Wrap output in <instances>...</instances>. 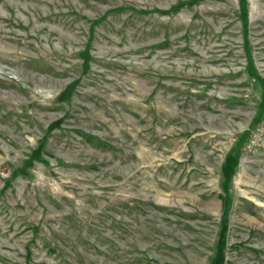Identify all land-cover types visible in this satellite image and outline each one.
Here are the masks:
<instances>
[{"label": "rangeland", "instance_id": "374dc122", "mask_svg": "<svg viewBox=\"0 0 264 264\" xmlns=\"http://www.w3.org/2000/svg\"><path fill=\"white\" fill-rule=\"evenodd\" d=\"M263 85L264 0H0V264H264Z\"/></svg>", "mask_w": 264, "mask_h": 264}, {"label": "trees", "instance_id": "16d2710c", "mask_svg": "<svg viewBox=\"0 0 264 264\" xmlns=\"http://www.w3.org/2000/svg\"><path fill=\"white\" fill-rule=\"evenodd\" d=\"M263 87H264V85H263ZM262 108H263V111H264V105H263ZM236 166H237L236 161L235 162H231L229 160L224 165V167H223V176L225 178V184H228V182L230 181V178L232 177L233 171L236 168ZM222 260H223V257H222V247H220L218 249V253L216 255V258H215L213 264H222Z\"/></svg>", "mask_w": 264, "mask_h": 264}]
</instances>
